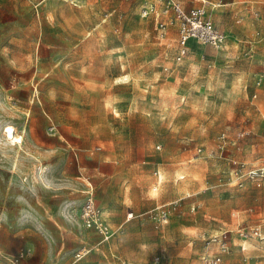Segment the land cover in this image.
Wrapping results in <instances>:
<instances>
[{"label": "rangeland", "instance_id": "obj_1", "mask_svg": "<svg viewBox=\"0 0 264 264\" xmlns=\"http://www.w3.org/2000/svg\"><path fill=\"white\" fill-rule=\"evenodd\" d=\"M149 1L0 0V264H264V0H210L236 41L184 55Z\"/></svg>", "mask_w": 264, "mask_h": 264}, {"label": "built area", "instance_id": "obj_2", "mask_svg": "<svg viewBox=\"0 0 264 264\" xmlns=\"http://www.w3.org/2000/svg\"><path fill=\"white\" fill-rule=\"evenodd\" d=\"M152 1H154L155 5V7H152L154 13H159L156 5H161L162 13L165 14L172 11L175 14V17L179 21V43L182 48L183 55L185 54L189 43L192 41L203 45H209L215 49H220L227 41L230 40V36L225 29L217 26L206 17V11L204 8L199 7L186 11L175 0ZM244 175L250 180L262 182L264 180V167L249 168ZM76 217L82 221L85 227L94 229L97 233H99L104 241L110 239L111 229L106 224L104 220L105 218L102 216L99 208L97 207L94 189L92 186H89L86 190L85 200L77 209ZM161 217L163 220H167V214L165 211L161 212ZM240 234L243 238H263L260 228H253L250 231L242 230L240 231ZM227 251L228 248L226 246V242H221L219 252L220 255H218L214 260H211L209 264H219L222 261L221 254L226 253ZM18 263L19 261L16 259L10 264Z\"/></svg>", "mask_w": 264, "mask_h": 264}, {"label": "crops", "instance_id": "obj_3", "mask_svg": "<svg viewBox=\"0 0 264 264\" xmlns=\"http://www.w3.org/2000/svg\"><path fill=\"white\" fill-rule=\"evenodd\" d=\"M177 3H179L182 7H183V9H185L186 11H189V10H191V9H194V7L193 8H189V9H187L184 5H183V3L180 1V0H175ZM202 1V3H203V5H201V6H198V7H195V8H204V10L206 11V5L208 4V5H212V7H213V9H216L217 8V6H219V3L220 2H210V0H201ZM149 2H151V4L154 2V1H149ZM157 6V10L159 11V13L158 12H156L155 14L157 15V17H160V15H163L162 14V12H161V10H162V6L161 5H156ZM156 10V11H157ZM250 10H254L253 9V7H251V9ZM173 14V13H172ZM255 14L257 15V12H255ZM206 17L208 18V19H210L214 24H216L217 26H219V27H222L223 29H225L226 30V32L229 34V36H230V40L229 41H227L224 45H223V47L225 46V45H227V43H229V42H234V41H236V39L234 38V36L231 34V32H229V30L227 29V26L224 24V23H215V21H213L212 20V18H211V15H209L208 14V12L206 11ZM164 25H165V23H163ZM167 26V25H166ZM177 27V26H176ZM178 30V29H177ZM179 31V30H178ZM238 42H241V41H238ZM179 43V42H178ZM195 43H197V42H191V43H189V45H188V47L191 45V44H195ZM180 44V43H179ZM199 43H197V45H198ZM200 45V44H199ZM181 47V46H180ZM187 47V48H188ZM223 47L222 48H220V49H215V50H222L223 49ZM213 48V47H212ZM260 81H261V79H260ZM260 81H258V85H260ZM53 136H51V137H49L48 139H47V142H45L47 145L45 146V154H44V156H52V154H54V152L55 153H59L60 151H59V149H61V150H63L62 148H63V144L60 142V141H57L58 143H56V145H55V149H58V151H54L53 150V146H54V142H53ZM49 141V142H48ZM74 155H75V159H76V162L79 164V160H78V155L76 154V153H74ZM30 166H31V164H30ZM81 175H82V173H81ZM86 180V183L88 184V186L86 185V188L85 189H82V190H79L80 192H81V194H84L85 195V192H86V190L89 188V186H92L93 187V189H94V195H95V188H94V186H93V182H91V181H89L87 178L85 179ZM264 181V180H263ZM160 183H161V181H160ZM159 187H160V184L158 183V181H157V183H156V191H158L159 190ZM1 205H2V202L0 201V207H1ZM2 219H3V217H2V215L0 216V223L2 222ZM253 228H260V230H261V227L260 226H256V227H253ZM229 232V231H228ZM228 232H226L225 234H228ZM262 232V231H261ZM230 233V232H229ZM239 235H240V237L241 238H243L242 236H241V234H240V232H239ZM262 236H263V234H262ZM263 239V238H262Z\"/></svg>", "mask_w": 264, "mask_h": 264}, {"label": "bare ground", "instance_id": "obj_4", "mask_svg": "<svg viewBox=\"0 0 264 264\" xmlns=\"http://www.w3.org/2000/svg\"><path fill=\"white\" fill-rule=\"evenodd\" d=\"M5 128L3 130V137L5 138V141L11 146L15 147L19 145L20 148H22L23 141H24L27 130H24L21 132L19 128L13 124H7ZM243 245L245 248L249 247L248 244L245 242L243 243Z\"/></svg>", "mask_w": 264, "mask_h": 264}]
</instances>
